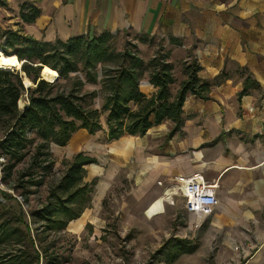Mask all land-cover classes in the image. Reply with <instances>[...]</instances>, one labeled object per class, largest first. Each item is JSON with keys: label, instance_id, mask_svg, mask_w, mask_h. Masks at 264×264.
Listing matches in <instances>:
<instances>
[{"label": "crops", "instance_id": "1", "mask_svg": "<svg viewBox=\"0 0 264 264\" xmlns=\"http://www.w3.org/2000/svg\"><path fill=\"white\" fill-rule=\"evenodd\" d=\"M34 9L39 12L28 21ZM0 28L44 41L130 30L161 40L175 68L196 60L198 76L214 83L210 97H186L184 123L172 136L171 120L113 140L106 128L95 134L79 128L67 144L52 143V151L67 157L84 152L96 160L85 166L86 179L96 177L94 199L124 171L136 209L148 218L166 212L170 199L157 215L148 209L165 198L169 179L201 172L217 183L219 204L205 219V231L218 237L216 264H264V0H0ZM221 73L225 78L214 82ZM175 76L173 92L186 78L176 69ZM141 89L156 91L148 77ZM85 218L72 221L80 225Z\"/></svg>", "mask_w": 264, "mask_h": 264}, {"label": "trees", "instance_id": "2", "mask_svg": "<svg viewBox=\"0 0 264 264\" xmlns=\"http://www.w3.org/2000/svg\"><path fill=\"white\" fill-rule=\"evenodd\" d=\"M3 34L0 52L26 61L20 72L0 62V264H63L67 227L91 206L96 179L86 180L85 166L96 160L78 152L56 170L52 143L67 144L79 128L90 134L106 128L109 140L141 136L164 120L174 123L172 136L184 123L186 97L207 99L214 83L199 77L201 65L187 59L186 78L173 92L177 78L169 51L160 49L146 61L136 45L116 48L108 30L66 41L39 40L21 30ZM38 63L57 71V79L41 77ZM23 74L32 87L25 88ZM146 77L156 88L152 95L141 89ZM224 78L221 73L214 82ZM25 91L29 104L23 110L18 100Z\"/></svg>", "mask_w": 264, "mask_h": 264}, {"label": "rangeland", "instance_id": "3", "mask_svg": "<svg viewBox=\"0 0 264 264\" xmlns=\"http://www.w3.org/2000/svg\"><path fill=\"white\" fill-rule=\"evenodd\" d=\"M5 30L0 28V36ZM114 35L112 42L116 48L136 45L146 61L160 49L169 51V47L161 40L146 34L124 30ZM10 53H14V50L9 51ZM21 61L23 64L24 60ZM183 65L181 61L175 68L179 78L184 74ZM9 70L20 72L18 66ZM22 76L25 88L32 87L33 81L25 74ZM26 78L31 81L30 86L26 85ZM88 87L93 88L91 85ZM20 100L24 103L21 105L23 109L29 102L26 91ZM96 105L100 106L99 98L96 99ZM1 134L0 130V136ZM54 157L55 169L60 170L62 161L67 156L60 152ZM1 162L0 158V167ZM90 168L97 170L95 164ZM2 186L0 180V187ZM132 190V182L125 177L124 171L117 175L116 181L101 199L93 198L94 189V201L82 213L86 215L84 223L79 225L72 221L67 227L64 240L68 261L63 264H216L214 259L218 237H211L205 231L206 218L199 214L195 219L190 218L181 194H177L172 200V192L169 191L165 198L155 200L147 208L149 216L163 212L164 199H171L166 204L164 214L148 218L144 212L136 209ZM42 192L45 193L43 190ZM39 194L33 197L38 198ZM196 222H200V225L196 226Z\"/></svg>", "mask_w": 264, "mask_h": 264}, {"label": "built area", "instance_id": "4", "mask_svg": "<svg viewBox=\"0 0 264 264\" xmlns=\"http://www.w3.org/2000/svg\"><path fill=\"white\" fill-rule=\"evenodd\" d=\"M5 39L6 35L2 34L0 42ZM249 110L254 111L255 106H251ZM167 182L165 196L169 195V191L172 192V197L176 194L183 195L186 199L185 208L189 213L199 214L201 217L207 218L219 204L217 183L208 180L201 172L189 175L180 174ZM158 183L163 184V181ZM195 225L199 226L200 222H196Z\"/></svg>", "mask_w": 264, "mask_h": 264}, {"label": "bare ground", "instance_id": "5", "mask_svg": "<svg viewBox=\"0 0 264 264\" xmlns=\"http://www.w3.org/2000/svg\"><path fill=\"white\" fill-rule=\"evenodd\" d=\"M0 62L6 64L8 67L10 68H15L18 66V69H20L22 67V61L21 63L18 62L17 59H15L13 56L11 55H6L2 52H0ZM58 77V72L51 69L48 66H45L44 69V78L49 81V82H54ZM25 83L27 86L31 85V81L29 79H25ZM18 104L21 106L23 103V101L18 100Z\"/></svg>", "mask_w": 264, "mask_h": 264}, {"label": "water", "instance_id": "6", "mask_svg": "<svg viewBox=\"0 0 264 264\" xmlns=\"http://www.w3.org/2000/svg\"><path fill=\"white\" fill-rule=\"evenodd\" d=\"M24 61H26V60H24ZM23 61V62H24ZM39 65H41L42 67H41V70H40V74H41V77H43L44 78V69H45V66H47V65H45V64H42V63H38ZM21 69V68H20ZM28 104H29V102H28ZM28 106V105H27ZM27 106L26 107H24L23 108V110L24 109H26L27 108ZM19 107L21 108V106L19 105ZM22 109V108H21Z\"/></svg>", "mask_w": 264, "mask_h": 264}]
</instances>
